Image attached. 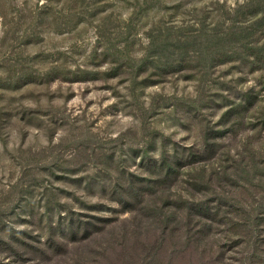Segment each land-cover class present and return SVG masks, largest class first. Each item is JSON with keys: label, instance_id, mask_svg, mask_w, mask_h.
Instances as JSON below:
<instances>
[{"label": "rangeland", "instance_id": "374dc122", "mask_svg": "<svg viewBox=\"0 0 264 264\" xmlns=\"http://www.w3.org/2000/svg\"><path fill=\"white\" fill-rule=\"evenodd\" d=\"M0 264H264V0H0Z\"/></svg>", "mask_w": 264, "mask_h": 264}]
</instances>
